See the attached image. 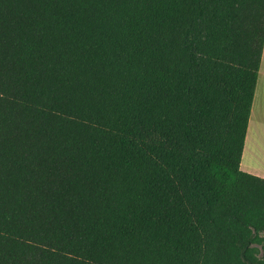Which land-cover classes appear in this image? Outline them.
I'll list each match as a JSON object with an SVG mask.
<instances>
[{"label":"trees","instance_id":"1","mask_svg":"<svg viewBox=\"0 0 264 264\" xmlns=\"http://www.w3.org/2000/svg\"><path fill=\"white\" fill-rule=\"evenodd\" d=\"M263 46L264 0H0V264H264Z\"/></svg>","mask_w":264,"mask_h":264},{"label":"crops","instance_id":"2","mask_svg":"<svg viewBox=\"0 0 264 264\" xmlns=\"http://www.w3.org/2000/svg\"><path fill=\"white\" fill-rule=\"evenodd\" d=\"M240 170L264 179V46L245 135Z\"/></svg>","mask_w":264,"mask_h":264},{"label":"rangeland","instance_id":"3","mask_svg":"<svg viewBox=\"0 0 264 264\" xmlns=\"http://www.w3.org/2000/svg\"><path fill=\"white\" fill-rule=\"evenodd\" d=\"M262 163V161H260Z\"/></svg>","mask_w":264,"mask_h":264}]
</instances>
